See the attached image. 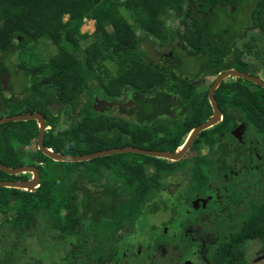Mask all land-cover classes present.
<instances>
[{
    "label": "trees",
    "instance_id": "1",
    "mask_svg": "<svg viewBox=\"0 0 264 264\" xmlns=\"http://www.w3.org/2000/svg\"><path fill=\"white\" fill-rule=\"evenodd\" d=\"M181 1L0 0V118L41 113L44 146L64 156L127 146L175 152L191 130L212 115L208 90L198 91L200 77H217L231 69L256 76L252 73L260 66L244 61L235 42L250 29L264 41V0H185L184 8ZM121 7L139 16L142 36L120 16ZM169 7L180 18L182 33L162 22L161 16H172ZM245 8L248 17L238 21ZM87 20L94 23L92 34L80 31ZM143 37L170 46L168 52L160 53L152 42H146L144 50ZM44 43L52 50L38 64L11 62L16 53L32 60L30 51ZM180 52L196 57L194 76L186 74ZM116 56L118 74L106 80L103 63ZM41 71H46L43 78L26 83ZM13 72L23 75L19 91L11 81ZM123 93L127 101L119 100ZM82 94L84 101L79 99ZM214 98L222 121L199 133L191 150L204 146L207 152L197 153L195 166L188 169L185 159L133 153L55 161L37 149L36 121L0 124V164L34 166L40 174L34 191L0 187V264H125L130 256L123 253L130 245L121 243L123 233L143 231L141 221L158 210V203L181 209L178 198L160 201L166 186L162 179L183 169L190 196L202 191L212 176L222 179L215 166L226 160L251 174L239 175L247 178V190L225 184L237 207L255 188L262 198L245 201L242 213L213 214L218 247L209 264H248L242 248L264 239V89L230 76ZM99 99L106 103L102 109L96 107ZM177 110L176 118L171 116ZM239 123L244 124L241 141L232 133ZM33 143L35 150H26ZM30 176L0 170V181H27ZM178 216L177 224H166L167 235L170 226L177 229L188 218L183 211Z\"/></svg>",
    "mask_w": 264,
    "mask_h": 264
},
{
    "label": "rangeland",
    "instance_id": "2",
    "mask_svg": "<svg viewBox=\"0 0 264 264\" xmlns=\"http://www.w3.org/2000/svg\"><path fill=\"white\" fill-rule=\"evenodd\" d=\"M181 6L182 8L185 7V0L181 1ZM120 16H122L123 18H125L128 22H130L132 24V27L136 33V35L138 36H142L141 34V29L138 25V20H139V16L134 14V17L132 16V11L130 10H126L124 8H120ZM168 12H170V14L172 15L171 17H167L166 14L161 16V20L162 22L166 25V26H171L174 27L175 30L179 31L180 33L183 32L184 27L183 25H180L179 21L180 18L178 17L177 13L171 9L170 7L168 8ZM248 8L245 11L241 10L239 12V16L238 21L239 20H243L244 18L248 17ZM235 21V20H234ZM226 22V20H225ZM229 22V21H228ZM244 28H242L243 30ZM240 30V31H242ZM246 30V29H245ZM244 30V31H245ZM81 33H87V34H92L94 32V23L93 21H85V23L83 24V26L80 28ZM257 31L256 30H247L244 33V37L243 39L235 42V48L241 53L242 59L246 62L249 63H253L255 65H259L260 69L258 72H254L252 73V71L248 70L249 73L255 74L257 77L261 78L262 80H264V41H258L257 38ZM146 42L147 43H151L154 45H156V48L158 49V51L160 53H167L169 50L168 45L166 44H161L158 41H154L153 38L148 37L142 38V43H141V47L144 48V50H146ZM37 45V44H36ZM40 45V44H39ZM38 46V45H37ZM84 46V44H82V47ZM30 48H33L32 45H30ZM38 49V48H37ZM48 49L52 50V47L49 45V43H44L43 47L38 49V51L33 52L34 50L32 49L30 52L33 53L32 54V60L30 59H23L21 58L18 53H16L13 58L11 59L14 63L19 64L21 61H25L26 66H30L31 64H38V62L40 61V59L44 58V56L46 55V52L48 51ZM181 56L184 57V65L186 66L185 71L186 74L191 76L195 75L196 72V68H197V60L196 57L192 56V55H187L186 53H181ZM118 56L113 57V59H109L104 61L103 63V67L106 70V80L108 78H112L114 76H116L118 74ZM184 67V66H183ZM12 72V71H11ZM46 75V71H41L40 73L36 74L35 76H29L27 77V79L25 80L26 83L29 85L31 82H36L38 80H40L41 78H43ZM22 78L23 75L20 74H16V73H12L11 76V81L15 86V90L19 91L22 88ZM201 80V85H199L198 91L200 92H204L205 90H209L210 86L212 85L213 81L215 80L216 77L213 76H206L200 77ZM199 77L197 78V80L200 79ZM84 97L85 94H82L80 96V100L84 101ZM120 101H127L128 97L127 94L123 93L122 96L119 98ZM96 107H99V104L97 103ZM104 108V106L101 105V109ZM72 115V112L69 114ZM26 150H35V144L33 143L32 145L28 146ZM188 153V157H191ZM31 175V174H30ZM32 178V175L30 176V179ZM177 178L173 176L172 178V174L168 175L166 177H164L162 180L166 185V188L164 189L163 192H161V200H164L165 197H167L168 195H173L176 190L178 189L179 183L176 180ZM261 186V184H260ZM259 186V187H260ZM253 195H255V192L253 191ZM179 212V210H177ZM175 217V214L172 213L171 209H169L168 207H165L162 203H158V210L153 212V213H148L147 216H145V219H143L141 221V225L139 227H141L143 229V231H140L139 234L137 231L135 230H131L128 231L127 233H123V235L121 236V240L122 242H124V244L126 245H130V239H137V238H144L145 234L147 231H149V226H159L162 223H168L170 222L173 218ZM211 216H204L201 218L196 219L197 221L200 222V224L194 228H190V226L187 227V229L180 233L179 235L181 236H176L177 239L179 238V241H181V243L184 241V248H182L183 245H171L169 243L165 244V246L163 248H160L159 251H157L156 254L153 255V259H151L149 261L148 264H178L179 260H181L186 254V250L185 249L188 244L189 245H193V244H197V246H199L200 248L198 249V256H199V260L197 261V264H209L208 259L206 258V248L208 247V245L211 246H216L215 244V233L212 234L211 233V229L213 227V221L210 218ZM173 225L178 223V217L175 221H172ZM173 228H171L172 230ZM214 229V228H213ZM171 230L169 229V235L171 234ZM165 236V238H169L170 236ZM36 235H32V239H36L37 237H35ZM33 245L36 246V252H40V246L37 243V241H35L33 243ZM179 245V246H178ZM187 245V246H186ZM181 249H184L183 251ZM180 251H182L180 253ZM242 251L244 253V257L245 260L247 261L248 264H262V262L264 261V239L262 240H255V241H251L248 242L244 248H242ZM56 252V251H55ZM185 253V254H184ZM178 254V255H177ZM58 253L56 252L54 254V256L52 257V260H56ZM175 260V261H174ZM144 264V263H143Z\"/></svg>",
    "mask_w": 264,
    "mask_h": 264
},
{
    "label": "flooded vegetation",
    "instance_id": "3",
    "mask_svg": "<svg viewBox=\"0 0 264 264\" xmlns=\"http://www.w3.org/2000/svg\"><path fill=\"white\" fill-rule=\"evenodd\" d=\"M97 102H98L100 107H101V105L102 106L106 105V103H104V101L101 99H99V101H97ZM179 112L180 111L177 110L176 114H173L171 116L175 117L177 114H179ZM220 114H221V112H220ZM212 115H213V111H212ZM221 121H222V115L220 117L219 122H221ZM240 125H243V129L241 130V135H240V138L242 139L243 132H244V124L243 123L237 124L235 126L234 130L236 128H238ZM195 128H193L191 130V132ZM191 132L186 136L183 143L175 151H177L179 148H181L186 143ZM241 139L239 141H241ZM236 140H238V138ZM193 142H192V144H193ZM192 144L190 145L188 150L183 154V156L179 159V160L185 159L187 161V168L186 169L195 166L196 163H195L193 157L195 155H197V153L199 156H204L207 152V149L204 146L201 147L197 151H192L191 150ZM230 147L231 146H229V148ZM227 152L229 153V151H227ZM188 153L192 154V155H190L191 157L187 156ZM224 162H225V164H223V165L220 164V165L215 166V169H216L215 173L217 174L219 172H222L223 178L219 179V177H217V176L216 177L212 176L211 181L209 182V184H207L204 187V189L202 191H200V192L194 191V193L190 196L187 195V192L185 191V186L187 185L189 178L186 177V173L182 171L183 169L180 172H172L171 173L172 178H173V176L177 178L176 180L178 181L179 186L173 195H168L167 197L168 198L169 197L170 198H173V197L178 198L180 200L179 201V205H180L179 208H181V209L177 208L176 210H172L170 208V204H169L168 208L171 209L173 214H175V217L170 222L175 221L177 219V217H180L178 215H180L181 211L186 213V217H188V218L182 220L185 222L179 223L178 224L179 226L177 229L171 230V226H170L171 234L169 235L170 236L169 238L162 237L160 234L159 229L160 230L162 229L161 231L163 233H165L164 235L168 236L166 234L167 230H168V228L166 227L167 223H162L159 226H151L150 225L149 231L146 232L144 238L139 237L137 239H135V238L130 239V249L125 248L127 253H123V256H125L126 254H127V256H130V258L128 257V259H125V261H124L125 264H143V263L148 264L149 261L151 259H153L152 258L153 255L156 254L157 251H159L160 248H163L165 246V244H167V243L174 245V246L177 244L183 245L182 248H184V245L186 243L184 244V241L181 243V241H179V238L177 239L176 236H178L180 233L184 232L188 226H190V228H194V227L198 226L200 224V222L197 221L196 219H198V220H199V218L202 219V217H204V216H211L210 218L212 219L213 214L218 213V215H222L224 213H227L229 210H231L234 213H242V212L246 211L245 201H247L249 199L252 200V198H256L258 200H261L262 197L258 196V194L256 193L257 188H255V190H253L255 192V195L252 194L250 196L249 194L245 193L244 194L245 197H243L242 200L239 201L240 206L237 207V204L234 202V200L232 199V197L228 193L227 187L225 184H227V183H228V185L231 184L232 187L236 190L237 189H240L241 191L247 190L249 187L246 186V183L244 182L247 179L245 176H249L251 174H250V172L247 173V171L244 169V167H240V165H238L239 163L237 165H233V162L231 163L229 160H226ZM221 166L222 167L224 166L223 169H221ZM204 171L207 174H209L208 169L206 167H205ZM242 172H243V175H245V176H243L244 179H242L243 177L239 178V175H241ZM241 179H242V181H241ZM257 180H258V182H262L261 176H258ZM165 188H166V186H165ZM251 190L252 189H250V191ZM251 193H253V192L251 191ZM167 197H165V198H167ZM177 210H179V212ZM213 223H214V220H213ZM213 227H214V224H213ZM213 227L211 229V233L212 234L215 233V235H216L217 232H215V230H213ZM179 236H181V235H179ZM216 240H217V237H215L216 246L208 245V247L206 248V255L205 256L208 259V261L210 260V258L212 257V254L214 253V251L218 247ZM121 243L124 244V242H122V240H121ZM149 247H154V250L151 251L150 253L149 252L147 253V251L142 252L143 249L146 250ZM199 248L200 247L197 246V244H193V245L188 244V246L185 248V249H187L186 254L184 253L185 254V255H183L184 257L181 260H179L178 264H187V263L197 264V261L200 259L198 256V251H199L198 249ZM129 250H130V252H129ZM181 250L183 251L184 249H181ZM182 251H180V253ZM109 264H117V263H109Z\"/></svg>",
    "mask_w": 264,
    "mask_h": 264
},
{
    "label": "water",
    "instance_id": "4",
    "mask_svg": "<svg viewBox=\"0 0 264 264\" xmlns=\"http://www.w3.org/2000/svg\"><path fill=\"white\" fill-rule=\"evenodd\" d=\"M230 76L245 79L264 89V80H262L261 78L257 76L250 75L248 73L240 72L237 70H232V69L221 72L215 78V80L213 81L212 85L210 86L208 90V99L212 107L213 115L205 123H202L201 125L197 126L189 135L186 143L181 148H179L177 151L173 153L164 152V151H156V150H145V149H140V148H136L132 146H127L124 148H113L109 150L98 151V152L88 154V155H83V156H64L61 154H56L52 152L51 149H48L44 146L45 119L41 113L34 112L32 114H21V115H15V116L2 117L0 118V124L6 123V122H18V121H28V120L36 121L38 125V129H39L38 136H37V149L55 161L81 162V161H88L96 157H103V156H109L113 154H123V153L140 154L144 156L165 159L168 161H178L183 156V154L188 150L192 142L195 140V138L198 136V134L201 131L209 129L210 127L214 126L220 121L221 114H220L218 105L216 103V100L214 98V91L218 88V86L223 80H225L226 78ZM107 105L111 106L112 103H109ZM242 129H243V125H240L238 128H236L233 131V136L240 139ZM0 170L8 175H18V174H25V173L32 175V178L27 181H17V182L0 181V187H9V188L34 191L39 186L40 174H39V170L34 166H22L18 168H8L0 164Z\"/></svg>",
    "mask_w": 264,
    "mask_h": 264
}]
</instances>
